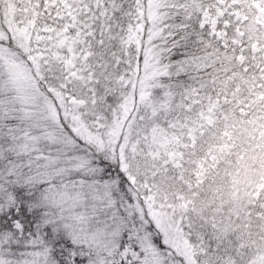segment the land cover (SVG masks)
I'll return each instance as SVG.
<instances>
[{
    "label": "snow or ice",
    "instance_id": "obj_1",
    "mask_svg": "<svg viewBox=\"0 0 264 264\" xmlns=\"http://www.w3.org/2000/svg\"><path fill=\"white\" fill-rule=\"evenodd\" d=\"M0 264H264V0H0Z\"/></svg>",
    "mask_w": 264,
    "mask_h": 264
}]
</instances>
